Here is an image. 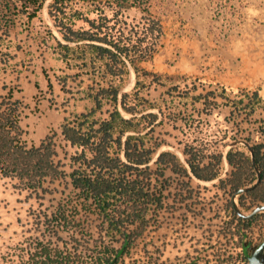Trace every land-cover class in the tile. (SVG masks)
<instances>
[{
    "label": "trees",
    "instance_id": "obj_1",
    "mask_svg": "<svg viewBox=\"0 0 264 264\" xmlns=\"http://www.w3.org/2000/svg\"><path fill=\"white\" fill-rule=\"evenodd\" d=\"M45 2L0 0L1 35L9 37L19 16L28 21L38 17ZM151 4L152 0H52L48 4L58 35L48 29L54 42L47 46L67 69L74 70L56 79L66 93H72L70 78L78 85L86 79L83 97L93 103L85 111L66 115L59 132L54 129L38 143H29L22 124L24 102L15 95L16 87L4 84L5 92L0 93V176L15 179V187L36 195L51 191L46 181L68 178L76 190L78 207L86 215H97L106 233L120 241L118 247H107L96 255L93 264H117L148 224V215L164 207L167 184L158 188L156 182L164 177L165 168L182 177L218 179L219 187L232 197L229 207L242 227L250 228L259 213L241 214L233 196L238 195L240 206H245L246 197L252 205L264 204V125L259 139L244 138L247 150L235 145L224 153L194 136L201 113L210 115L224 105L231 107L232 114L244 110L252 115L256 109H264V97L259 89L241 90L231 85L198 92L205 89L204 84L190 74L147 68L144 62L153 59L164 33L162 19ZM129 9L138 11L139 19L130 18L126 14ZM3 59L8 63L9 58ZM42 72L51 94L48 99L54 103L53 79L45 67ZM131 72L135 83L131 91H125ZM152 85L167 87L168 95L178 90L182 98L200 102L197 124L179 103L145 96L143 91ZM35 87L40 94L34 98L39 103L43 90L38 81ZM167 126L185 135L180 142L183 158L171 149H162L170 144L164 136L171 135ZM58 134L72 149L67 152L63 148L68 161L58 158ZM225 161L231 170L223 178ZM57 213L67 220L64 206H58ZM239 235L243 239L248 232ZM43 252L44 258L35 264H69L64 263L61 252L52 255L48 248ZM242 252L249 258V242L243 243Z\"/></svg>",
    "mask_w": 264,
    "mask_h": 264
},
{
    "label": "rangeland",
    "instance_id": "obj_2",
    "mask_svg": "<svg viewBox=\"0 0 264 264\" xmlns=\"http://www.w3.org/2000/svg\"><path fill=\"white\" fill-rule=\"evenodd\" d=\"M51 1L46 0L40 15L31 21L19 16L9 37L0 32V93L5 92L4 84L16 87L15 95L24 102L22 124L29 143H38L54 129L59 132L66 115L93 105L91 99L83 97L86 79L78 85L70 78L68 88L72 93L64 92L56 79L57 75L74 70L67 69L47 46L54 42L48 29L58 35L48 14ZM151 5L162 19L164 33L153 59L144 62L147 68L190 74L204 84L205 89L199 88L198 92L231 85L241 90L259 89L264 97V0H152ZM126 14L140 17L135 9ZM4 57L9 58L8 63ZM43 67L54 82V103L48 99L51 94ZM35 81L43 90L44 98L39 103L34 98L39 93ZM134 83L131 72L124 90L131 91ZM166 90L165 86L152 85L143 94L150 99L165 97L179 103L196 118L192 123L197 124L202 104L182 98L178 90L173 96ZM200 118L194 136L226 153L235 145L247 150L244 138L248 135L254 140L260 138L264 109L258 108L252 115L244 110L232 114L230 106L222 105L210 115L201 113ZM178 125L183 123L179 121ZM167 127L171 135L164 136L170 144L162 149H171L183 158L180 142L185 135L180 129ZM56 140L60 144L58 158L68 161L64 150L72 149L60 134ZM230 170L225 161L221 177L225 178ZM15 182L0 176V264H35L44 258V248L50 249L52 255L61 252L64 263L93 264L96 255L107 247L120 245L106 233L97 215H86L78 207L76 190L68 178L46 181L45 186L51 191H39L38 195L15 187ZM156 183L158 188L167 184L164 207L148 215V224L117 264H219L223 255H239L246 242L251 254L264 239V209L258 211L250 228L242 227L229 207L232 197L219 187L218 179L182 177L165 168L164 177ZM233 199L244 214L256 207L247 197L243 199L246 207L240 206L238 195ZM58 206L66 208V221L57 213ZM244 230L248 235L241 239L239 234Z\"/></svg>",
    "mask_w": 264,
    "mask_h": 264
},
{
    "label": "water",
    "instance_id": "obj_3",
    "mask_svg": "<svg viewBox=\"0 0 264 264\" xmlns=\"http://www.w3.org/2000/svg\"><path fill=\"white\" fill-rule=\"evenodd\" d=\"M262 209H264V204L256 206L249 214H244L242 212L241 214L252 215ZM263 250H264V239L257 244V246L254 248V250L252 251L246 262L238 263V264H264V258H262Z\"/></svg>",
    "mask_w": 264,
    "mask_h": 264
},
{
    "label": "built area",
    "instance_id": "obj_4",
    "mask_svg": "<svg viewBox=\"0 0 264 264\" xmlns=\"http://www.w3.org/2000/svg\"><path fill=\"white\" fill-rule=\"evenodd\" d=\"M248 258L244 255V253L241 251L239 255L236 256H221L218 261L219 264H238L246 262Z\"/></svg>",
    "mask_w": 264,
    "mask_h": 264
}]
</instances>
